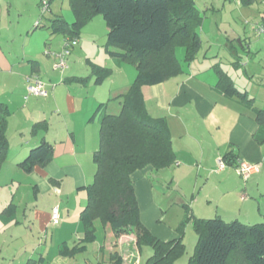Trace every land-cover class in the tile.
<instances>
[{"label": "crops", "instance_id": "1", "mask_svg": "<svg viewBox=\"0 0 264 264\" xmlns=\"http://www.w3.org/2000/svg\"><path fill=\"white\" fill-rule=\"evenodd\" d=\"M41 2L0 0V21L5 18L8 22L4 27L0 26V101L6 103L10 110L7 124L9 150L6 160L0 163V186L24 180L33 192L30 202L15 201L14 195L7 202L0 201V227L25 224L30 231L33 228L45 231L53 226L50 222L52 207L58 206L62 224L59 223L60 226L52 231L51 238L54 236L59 256L74 257L61 255L59 249L62 243L73 247L84 237L79 213L84 207L83 202L86 203V186L93 181L96 171L92 156L99 146V115L107 109L109 111L106 112L114 114L120 111L122 97L118 96L129 89L135 79L136 68L134 65L132 69L126 68V63L117 62L105 48L106 35L99 37L91 31L88 34L85 32L87 35L82 34V38L79 34L76 47L71 49V62L64 72L48 70L42 49L47 45V50L51 51V43L56 50L60 49L64 36L52 34L47 25L55 15L68 22L73 21L74 15L69 0H47L45 10H42ZM94 18L91 23H94ZM37 23L44 27L36 28ZM41 32L44 33L42 39L36 36ZM235 34L228 35L224 45L212 41L201 57L197 54L191 62L181 63V71L171 78L141 86L148 113L153 117H163L168 124L176 159L170 166L160 169L146 166L131 175L140 220L160 240L168 241L180 235L177 229L184 219L186 208L192 216L183 228L185 247L187 227L190 223L193 227L195 218L214 215L226 221L237 219L245 223L263 219L264 142L257 143L253 137L257 129L255 112L215 87L218 75L214 66L217 64L239 90H246L253 96L255 106L259 107L252 87L246 85L245 89H240L229 70L221 66L222 58L218 61L224 46L234 57L232 66L239 69L238 77H244L253 87L256 86V93L258 87L264 84L261 71L253 66L250 59L243 61L240 55L242 52L248 55L251 46L242 41L239 48L236 38L241 42V35ZM48 37L51 42L46 41ZM19 39L23 42L20 46L17 45ZM230 40H233L232 46ZM212 46L215 49L212 50ZM46 56L54 60L52 55ZM91 64L110 67L112 73L102 83L95 84ZM31 74H37L48 88L47 96L27 93ZM71 76H89V79L85 84L65 81ZM262 102L260 108L264 109V100ZM38 122H44L46 128L32 133L33 124ZM42 140L53 145L52 159L44 166L36 165L31 172H25L18 162ZM227 152L234 154L233 164L218 169L217 160ZM239 160L257 165L246 179L235 171ZM191 174L195 175V180H201V185L194 186V193L180 196L177 193L180 181L191 179ZM171 183H175L177 189L171 187ZM173 206L177 209L175 215L168 216ZM20 208L22 215L18 216ZM70 215L76 220L67 223ZM98 221L94 222V241ZM126 242L129 247L134 242L138 252L142 251L137 247L133 233L122 235L119 244L124 246ZM119 254L122 258L120 264L127 261L138 264L134 254L126 257ZM44 258L40 254L38 258H27L22 264L28 260L38 264Z\"/></svg>", "mask_w": 264, "mask_h": 264}, {"label": "trees", "instance_id": "2", "mask_svg": "<svg viewBox=\"0 0 264 264\" xmlns=\"http://www.w3.org/2000/svg\"><path fill=\"white\" fill-rule=\"evenodd\" d=\"M239 1L244 5L254 2ZM69 6L73 21L55 15L47 25L50 32L62 34L64 40L78 39L81 27L101 15L107 28L105 48L117 62L134 65L136 76L127 92L118 96L122 97L120 111L114 114L103 110L99 115V146L92 156L96 171L93 181L86 186V203L79 213L84 237L73 247L62 243L59 253L74 256L83 252L95 240L94 222L99 220L116 236L133 233L139 249L150 246L152 253L144 264H175L186 249L182 233L191 219L190 210L186 208L178 226L180 235L168 241L160 240L140 220L131 179L136 170L146 166L160 169L176 160L168 124L163 117L148 113L141 86L163 82L181 71L177 48H183L186 63L196 57L202 46L198 29L203 15L195 0H69ZM35 27L44 26L37 23ZM214 67L218 75L215 87L254 110L257 129L253 137L257 143H263L264 109L256 107L253 96L239 90L220 66ZM91 69L95 84L102 83L112 73L110 67L97 64H91ZM88 79L89 76H71L65 81L85 84ZM9 114L8 105L0 101V163L8 157ZM45 128L44 122L34 123L31 132ZM52 156L53 145L42 140L28 150L18 166L31 172L36 165H46ZM222 159L226 165H232L235 156L227 152ZM193 228L197 239L186 264H264V216L255 223L226 221L219 216L195 218ZM109 260L120 264L122 258L114 251ZM26 264L35 261L28 260Z\"/></svg>", "mask_w": 264, "mask_h": 264}, {"label": "rangeland", "instance_id": "3", "mask_svg": "<svg viewBox=\"0 0 264 264\" xmlns=\"http://www.w3.org/2000/svg\"><path fill=\"white\" fill-rule=\"evenodd\" d=\"M195 3L199 11L203 15L202 23L198 29L200 38L202 39V46L199 50V53H197L198 57H201L203 55L205 48L208 46V44L212 43V41L219 42V44L224 45V43H226V37L228 35H236L235 33H237L241 35L240 39H243V43L244 41H246V43L251 46V52L248 55H246V52H242L240 54L242 56V60L247 61L248 59H250L253 66H255L256 69L261 71V77L264 79V34L262 33L257 35L255 33V28L257 24L261 21V19H264V0H254V2L249 5H244L239 0H195ZM94 17V23H91L93 22L92 18L89 22H87L81 27V38L82 34H88V32L91 31L96 32L99 37H105L106 25L102 16L96 15ZM5 20L6 19L3 18L2 21H0V26L4 27V25L8 23ZM42 34L44 33H37L36 36H39L40 39H42ZM238 39L239 38H236V42L237 46L240 48L242 46V42H239ZM46 41L51 42L49 37ZM22 43V39L17 40V45L20 46ZM75 44L73 45L74 47H76ZM54 46H56V44ZM47 48L48 46L45 45L42 49V52L46 57L45 59L48 65L47 69L55 70L53 67L54 60L51 61L52 59L49 60V57L46 56L45 51L47 50ZM49 49L55 52L59 51L61 48L56 50V48H54L51 43ZM211 49L213 50L215 49V47L212 46ZM219 53L220 57L218 61H220V59L222 58L220 62L221 66L229 70L230 74L235 80L236 85H238L240 89H245L246 85H248V87H252V92L256 95L258 100L256 101V105L260 107L263 104L262 100H264V84L258 87L257 94L255 92V89H257L256 86L253 87V85H251V83H248L244 77L242 79L241 76H237L239 69H237L236 67L235 69L232 66L234 57L229 55L224 46L221 48V51ZM176 54L180 59L181 63L186 64L183 58V48H177ZM70 55L71 52L67 55L66 58L67 66L71 62ZM198 57L197 59H200ZM72 61H74L73 58ZM125 66L126 68H134L133 65L129 63H126ZM242 68V65H240L241 70ZM57 72L61 71L57 70ZM106 111L109 110L107 109ZM18 183H20V185ZM18 183L14 182L12 184H1V202H7V200L10 199L11 195H14L15 201H22V203H25L27 201L30 202L33 200V192L31 190V186H26L24 184V180H21V182ZM170 185L171 187H174V189L176 188L175 183H171ZM195 185L196 187H200L201 180H195V175L191 174V179L183 178V180L180 181L177 193L180 196H183V194L190 195L191 192L194 193ZM83 194H85V191L83 192ZM173 195H176V193L173 192ZM74 201H77V197H74ZM84 203L85 202H83L82 205H85ZM71 204H73V202H71ZM68 207L71 208V206ZM21 209L22 208L18 210V216L21 214ZM175 210L177 209L175 208V206H173L168 216H171L173 214L175 215ZM210 217H214V215L207 216L205 218ZM67 220V223H71L74 222L76 219H74L70 215ZM168 221L169 220H167V222ZM60 224L62 223L60 222ZM60 224L53 225L47 230L41 232L36 230V228H33V230L30 231L27 227H25V224H21L12 228L0 227V264H22L26 261L27 258H38L40 254L45 256V258L38 264H114L109 262L108 258L110 254L115 250L121 253L124 257L129 254H134L138 258V264H143L145 259L152 253L150 246H143L142 251L139 253L138 250L135 248L134 242L130 247L127 242L124 244V246H121L119 244V241L121 240L122 235H129L131 234V232L116 236L109 227H103L98 221L96 241L89 244L87 246L86 251L78 253L74 257H61L57 254V243L54 242V236L51 238L52 231L58 226H60ZM186 232L187 247L185 249L184 254L178 261L175 262V264H186L188 262L189 257L193 254L196 233L194 232L191 223L187 227ZM190 236L191 244L189 243ZM71 242L72 240L69 241L70 244ZM101 255L104 256V259H101ZM122 264L130 263L127 261L126 263Z\"/></svg>", "mask_w": 264, "mask_h": 264}, {"label": "built area", "instance_id": "4", "mask_svg": "<svg viewBox=\"0 0 264 264\" xmlns=\"http://www.w3.org/2000/svg\"><path fill=\"white\" fill-rule=\"evenodd\" d=\"M48 6L47 0H42L41 7L42 10H45ZM255 33L257 35L264 34V19L257 24L255 28ZM77 42V39H65L63 46L59 51H49L46 50L45 53L48 55H52L54 57V63L53 67L56 70H59L63 72L67 68L66 58L67 55L70 53L71 47ZM29 84L27 85V93L32 95H39V96H47L48 95V89L45 87V84L39 79L37 74H31L28 77ZM225 162L222 158L217 160V166L218 169H222L225 167ZM257 165L248 163L245 161H238L235 165V171L236 173L243 179H246L249 177L251 173H253L256 170ZM60 213L58 206H54L51 209L50 212V222L52 225H57L60 223Z\"/></svg>", "mask_w": 264, "mask_h": 264}]
</instances>
